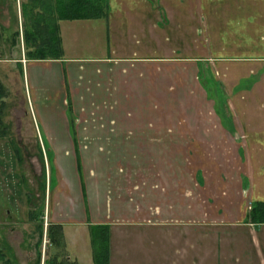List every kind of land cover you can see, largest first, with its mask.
Returning <instances> with one entry per match:
<instances>
[{"label":"crops","instance_id":"1","mask_svg":"<svg viewBox=\"0 0 264 264\" xmlns=\"http://www.w3.org/2000/svg\"><path fill=\"white\" fill-rule=\"evenodd\" d=\"M82 29L94 56L67 57ZM56 35L50 58H27L23 43L21 67L38 103L40 68L60 91L35 114L56 257L94 264L102 225L106 264H264V0H107L105 16L57 19ZM165 147L190 149L171 168L185 198L143 208L135 196L165 185Z\"/></svg>","mask_w":264,"mask_h":264},{"label":"rangeland","instance_id":"2","mask_svg":"<svg viewBox=\"0 0 264 264\" xmlns=\"http://www.w3.org/2000/svg\"><path fill=\"white\" fill-rule=\"evenodd\" d=\"M22 1L0 0V83L4 89V106L1 110V123L4 127H1L3 131L0 132V264H45L44 261L56 249L48 245L45 233L46 224L50 221L45 205L50 157L37 138L35 126L38 121L35 114L36 110L40 113L42 107L49 109L58 105L60 91L57 90L54 94L50 90L51 86L46 84L47 79L53 80L57 77L56 74L49 69L40 68V75L46 78L45 91L39 96V101L45 103L43 106L35 100L37 94L30 91L28 86L30 66L27 69L23 67L21 73L24 51L21 33ZM98 23L100 25L101 22ZM80 31L78 41H75L77 46L71 47L66 36L67 57L94 56L95 52L90 53L78 46L80 42L85 43L90 35L87 30ZM92 36H100V30H96ZM16 59L21 62H16ZM150 155L153 156L154 153H149L148 156ZM158 155L165 161V185H159V192L157 189L153 192L148 189L147 195L135 196L148 199L147 206L144 205L145 202H141L143 208H155L154 203L158 201H164L165 207H172L173 201L185 198L182 193L177 195L179 192L173 187L171 168L173 159L188 158L190 149L165 147L158 149ZM152 167L156 165L150 164L149 168ZM154 170L149 169L151 175ZM133 196L121 195L119 198L125 201V198L129 200ZM197 196L193 195L192 199L197 200ZM112 206L113 214H116L115 204ZM168 213L172 214L170 211L165 214ZM59 259L63 264H69L62 257Z\"/></svg>","mask_w":264,"mask_h":264},{"label":"trees","instance_id":"3","mask_svg":"<svg viewBox=\"0 0 264 264\" xmlns=\"http://www.w3.org/2000/svg\"><path fill=\"white\" fill-rule=\"evenodd\" d=\"M107 0H23L21 3V33L25 55L29 59H44L59 53V41L56 35V20L65 18H96L105 16ZM17 31H15V34ZM17 35V34H16ZM4 89L0 83V132L1 110L4 106ZM251 206L247 212L250 220L260 217L261 212ZM46 237L49 246H54L56 252L61 245L60 225L48 222ZM94 264H106V226L93 227L90 233ZM45 264H63L56 254L49 255Z\"/></svg>","mask_w":264,"mask_h":264}]
</instances>
